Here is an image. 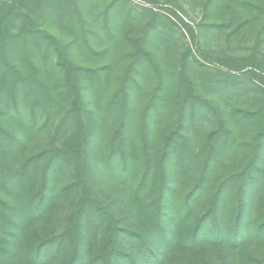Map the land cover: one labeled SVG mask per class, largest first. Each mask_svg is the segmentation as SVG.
<instances>
[{
	"label": "trees",
	"instance_id": "obj_1",
	"mask_svg": "<svg viewBox=\"0 0 264 264\" xmlns=\"http://www.w3.org/2000/svg\"><path fill=\"white\" fill-rule=\"evenodd\" d=\"M1 1L0 264H94L89 245L103 224L102 264H172L178 255L195 257L208 247L230 250L237 264H263L245 246L264 245V217L251 219L253 209L264 207V106L241 117L258 123L250 142L236 140L222 122L209 133L196 163L188 166L184 162L190 144L187 98L180 100L175 126L160 148L153 150L149 140L147 121L161 120L167 104L160 85L142 108L140 142L135 141L130 90L142 65L138 57L122 72L114 97L101 107L102 119L112 117L113 124L95 139L86 120L84 89L100 75L99 69L75 63L72 43L30 24L38 20L33 14L64 25L79 23L85 20L83 0H36L38 7L30 12L23 10V0H13L7 9L1 8ZM118 1L113 0L108 10L116 9ZM255 2L264 5V0H246L242 5L254 10ZM26 22L29 25L14 34L13 27ZM53 62L63 74L56 86L38 75ZM244 67L239 64L236 69ZM208 81L232 96L252 85L264 91L257 82L239 77ZM191 96L192 120L199 107L213 108L200 95ZM23 108L29 109V123L19 121ZM43 116L46 125L57 119L55 136L60 144L22 157L21 147L36 135ZM93 144L97 165L88 158ZM244 146L242 168L225 174V159ZM183 174L195 177L189 189L182 188ZM103 179L125 191L130 222H120V206L104 203ZM64 198L72 204L67 226L58 230ZM41 224L45 232L35 228Z\"/></svg>",
	"mask_w": 264,
	"mask_h": 264
},
{
	"label": "rangeland",
	"instance_id": "obj_2",
	"mask_svg": "<svg viewBox=\"0 0 264 264\" xmlns=\"http://www.w3.org/2000/svg\"><path fill=\"white\" fill-rule=\"evenodd\" d=\"M112 1L83 0L85 20L79 23L64 25L62 21L59 23L35 14L33 18L38 20L30 23L60 37L63 43H72L75 63L99 69L100 75L92 78L90 85L84 89L86 120L94 130L95 139L113 124L112 117L102 119L101 107L114 97L124 69L139 57L142 65L132 80L133 87L130 90V104L136 112L133 134L137 144L140 142L142 108L159 85L161 99L167 104L161 120L152 123L147 121L153 150L160 148L164 137L174 128L177 106L185 98L189 101L187 117L190 136L184 158L186 165L193 166L196 163L198 152L209 133L222 122L234 132L236 140L250 142L258 123L241 120V117L247 111L264 106V91L252 85L241 95L232 96L221 93L209 85L208 80L239 77L253 80L264 88V5L255 2L254 10H251L242 5L246 0H119L116 9L108 10ZM12 2L2 0L1 8L7 9V4ZM24 3L22 8L25 12L38 7L36 0H23ZM116 10L118 12L115 14ZM26 24L13 27L14 34H18ZM239 64L246 67L238 70L236 67ZM24 70L34 72L28 66ZM38 75L46 83L56 86L63 74L53 62ZM192 94L205 98L213 107H199L195 120L189 116ZM45 119L44 116L39 119L36 135L21 147L22 157L45 146L60 144V138L55 136L57 119H51L47 125ZM19 121L29 123L28 108H23ZM19 123L13 124L19 126ZM245 148L225 159L222 168L225 174L242 168L247 153ZM88 158L97 165L95 144L90 147ZM68 177L72 175L68 174ZM60 181V184L64 182ZM181 182L182 188L189 189L195 177L183 174ZM102 183L100 195L104 203L112 207L116 205V208L120 206V222H130L123 188L109 184L108 179H103ZM2 196L0 192V198ZM62 203V220L58 230L67 226L68 210L72 204L69 198L62 199ZM262 217L264 207L253 209V221ZM44 227V224L35 226L41 232L46 231ZM104 237L103 224L89 245V256L94 264H102ZM245 250L264 264V245L249 242ZM172 264L237 263L233 262L230 250L208 247L195 257L182 258L178 255L172 259Z\"/></svg>",
	"mask_w": 264,
	"mask_h": 264
}]
</instances>
